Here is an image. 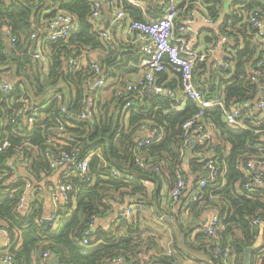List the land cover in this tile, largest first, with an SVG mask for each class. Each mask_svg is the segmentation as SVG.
Listing matches in <instances>:
<instances>
[{
	"label": "trees",
	"instance_id": "trees-1",
	"mask_svg": "<svg viewBox=\"0 0 264 264\" xmlns=\"http://www.w3.org/2000/svg\"><path fill=\"white\" fill-rule=\"evenodd\" d=\"M136 1L144 3V11L128 0H113V3L132 21L162 16L165 6L161 7L159 2L165 0ZM194 1L182 0L178 4L176 27L189 17L191 8L196 5ZM205 1L214 5L211 0ZM249 1L245 8L247 13L258 11L264 17V4ZM58 12L73 16L76 30L64 41L43 44L45 67L44 62L34 58L33 50L42 36L40 29H45ZM91 13L87 0H0V82L11 85L10 92L0 91V142L10 144L0 153V174L7 173L0 183V229L8 234L9 254L14 264H48L52 257L57 259V264H175L178 258L175 254L139 260L143 245L136 230L128 229L130 221L117 220L108 230L91 231V228L95 218L110 209L109 200L114 199L115 194L121 201L131 192L141 193L140 182L155 181L164 171L172 172L175 179L177 175L185 178L180 169L184 150L196 156L186 164L200 169L196 186L194 182L196 189L203 180L201 174L210 164L217 170L213 181L204 179L206 184L200 188L192 207L198 204L200 197L207 199L210 194L219 200L215 205L218 219L214 235H207L202 227L196 238L211 240L215 235L220 236V245L205 247L207 264H243L244 250L249 247L252 248L250 264H264V172L261 171V187L251 192L243 188L247 176L254 172L246 168L247 162L264 161V124H255L248 117L251 112L256 120L261 116L253 107L258 95L264 92V65L256 66L264 53L260 49L264 43L255 45L256 32L250 22L244 25L251 39L245 38L244 49L235 55V74L230 78L226 73V79L217 76L218 85L212 89L200 88L207 100H221L225 109L232 104L243 108L249 104L248 110L241 112L246 128L229 126L224 121L223 110L212 106L203 111L201 122L204 119L214 126L218 142L185 146L182 126L198 108L191 100H186L183 110L176 107L173 94L179 82L177 79L167 81L165 72L156 73L157 84L173 97L142 94L140 101L133 99L127 109L129 117L125 125L122 120L124 100L116 92L132 81L129 76L138 74L141 54L137 45L118 42L110 45L111 49L102 45L93 30ZM32 34L36 35L35 39H31ZM97 46L107 49L108 54L96 64L105 80L118 81V86L110 102L98 99L91 118L82 121L78 118L86 109L82 100L93 101L96 93L91 90L95 79L91 69L94 62L87 59L75 72L71 62L83 55V48ZM248 63H253L254 69L262 75L259 74L257 81H251L245 74ZM21 108H25V114H36V118L26 125L27 118L16 115ZM148 121L162 130L163 139L138 148L141 139L136 131ZM226 147H229L227 154ZM63 152H75L76 161L88 158V174L81 177L72 169L61 176V182L71 185L70 200L46 215L43 192L51 172L50 162ZM162 152L165 155L156 161H146L148 156L157 157ZM16 157L26 160L25 166L19 168L22 173L19 178L10 174L11 170L18 171ZM140 164L145 165L144 169ZM114 172L122 178L116 177ZM24 180L30 182L32 191L24 211L17 212ZM51 215L55 217L53 223L41 221ZM255 220L260 224H255ZM220 225L223 230L219 229ZM120 229L127 232L121 235ZM86 232L89 235L86 236ZM224 251H228L229 257L222 259L218 252Z\"/></svg>",
	"mask_w": 264,
	"mask_h": 264
},
{
	"label": "crops",
	"instance_id": "crops-1",
	"mask_svg": "<svg viewBox=\"0 0 264 264\" xmlns=\"http://www.w3.org/2000/svg\"><path fill=\"white\" fill-rule=\"evenodd\" d=\"M131 1L144 11V3L138 1L137 3L134 2L136 0ZM211 1L214 5L207 4L205 0L194 1L196 5L191 8L190 14L195 11L197 15H193V23L190 25L189 30L181 36L186 43L192 45L194 52L206 55L204 61L197 63L194 68V83L199 89L202 88L204 91L208 86L212 89L213 86L218 85L216 80L217 76L220 77L222 75V77L226 79V73L229 74L230 78L235 74L237 66L235 55L237 52L244 49L245 38L249 37V39H251V34L247 29L248 27L244 25L249 22V17L251 15V12L247 13L245 10L247 4L250 2L249 0ZM255 1L264 4V0ZM159 4H161L162 7L165 5V1L159 2ZM164 12L165 7L163 14ZM256 12L258 13V11ZM259 15L263 17L261 14ZM206 20H210L211 24H207ZM130 21L131 19L128 18V15L125 13L124 20L115 22L113 20V12L103 4L100 17L97 19L93 29L104 46L108 45L110 48V45L113 46L118 42L128 46H134L128 42V23ZM40 30V33L45 32V29ZM103 32L108 34L107 40L101 36ZM253 41L255 45L260 43V40L257 39L256 36H254ZM107 54V49L97 46L93 49L83 48V55L77 58L81 60L80 67H82L85 65L87 59L96 64L103 57H106ZM44 64V66L47 67L46 58ZM252 64L253 63H248L246 65L245 74L248 76H250L254 70ZM164 72L167 81H174L177 79L179 82L177 76L171 70L167 69ZM141 75V72H138V74L129 76L128 78H131L132 81L128 83L137 81ZM117 86L118 81L111 82L104 80V85L101 88L93 90L91 87V90L96 93L94 100L92 101L89 99V101L95 103L100 99L101 102H110L112 98L115 97ZM174 93V99L177 102L176 107L183 110L186 99L181 93L180 86ZM262 94L260 93L258 95V101ZM139 99V96L136 97V101ZM210 101L216 102L218 99H210ZM122 116V120L125 125H127L129 113L123 109ZM200 124L206 127L209 122L203 119L202 122L200 121ZM153 125V121H148L147 124L141 126L136 131V136L139 139L149 136L154 127ZM212 131L213 136L211 142L217 143L218 140L214 126ZM224 151L227 154L229 147H226ZM164 155L165 152L160 153L157 157L148 156L146 161L152 163L156 161L159 156L163 157ZM182 157L184 158V162L180 169L185 175L188 184L177 203L170 204L169 199V193L173 187L175 176L172 172L169 174L168 171H164V174H159V178L155 181H147L146 183L140 182L143 189L141 193L131 192L130 196H127L121 201H119L120 197L115 194L114 197L116 199L109 200L110 209L103 215L95 218L92 228H94V230H108L117 221L116 215H118L125 206L131 203L140 204L141 209L135 210L133 218L129 222L130 227L128 228H131L132 231L136 230V236L143 245L142 250L144 252L139 255V260L143 261L150 259V257L158 258L163 255L168 256L175 254L178 255L175 264H207L208 258L206 256L205 247L209 248L213 245L214 247L220 245V236L215 235L211 240H209V238H198V241L196 238L202 227H206L214 217L218 219L215 205L217 206L219 204V200L211 194L207 199H202L200 197L197 201L198 204L192 209L196 201V196H198L200 190V187L198 188L199 185L197 189L195 188L198 182L197 180H199L200 177V169L195 170L186 165L191 157L196 158L194 153H190V150H184ZM160 165L162 166L163 163H160ZM255 170L254 168L253 171ZM259 170L264 172V168ZM21 174V170H18L14 176L19 178ZM246 174L248 175L249 173L247 172ZM60 178L61 170H51L46 178L43 192L46 204V215H49L58 208L57 205L51 202L49 195L51 191L57 187ZM30 195L31 192L27 197ZM219 229L223 230V226L220 225ZM125 231L127 232V229ZM125 231L120 229L119 234L123 235ZM3 243H5V239L0 232V246ZM209 243L211 245H209ZM191 247H193L192 250H190Z\"/></svg>",
	"mask_w": 264,
	"mask_h": 264
},
{
	"label": "built area",
	"instance_id": "built-area-1",
	"mask_svg": "<svg viewBox=\"0 0 264 264\" xmlns=\"http://www.w3.org/2000/svg\"><path fill=\"white\" fill-rule=\"evenodd\" d=\"M92 8L90 21L94 25L96 24L97 19L100 17L102 5L105 4L109 10L113 12V20L115 22H120L125 19V13L123 10L118 9L117 6L113 3V0H87ZM131 4H134L131 0H128ZM165 12L164 14L156 19L147 18L144 21H130L128 23V42L133 45H137L140 54L141 60L139 63V72H141V77L135 81L126 83L122 88L118 89L116 95L124 100V110L130 107L133 99L142 95L144 92H152L155 95H161L164 97H173L170 91H167L162 86L157 84L156 73L164 72L167 69L171 70L179 80V86L181 93L186 100L193 101L198 111L194 114L187 122L184 123L182 129L184 131V145L187 146L190 143L203 144L207 141L212 140V128L213 125L209 123L206 127L200 124V121L203 116V111L212 106H218L223 110V118L226 124L231 127L245 129L246 124L241 117V112L244 109L250 107L249 104L245 105V108L238 105L232 104L227 109L224 108V105L221 101L212 102L207 100L204 97V94L194 83V68L195 65L199 62L204 61L206 55L201 53L197 54L194 52L191 44L186 43L181 36L189 30L190 25L194 21L193 15L197 12L193 11L189 17H187L182 23L176 27L174 24L175 19L177 18V6L182 0H165ZM137 3V1H134ZM249 22L252 28L256 32L257 39L260 40V43H264V18L261 17L256 11L252 12L249 17ZM207 24H211L210 20H206ZM76 19L67 13L58 12L56 15L49 21L48 25L45 28V32L41 33V37L36 41L35 47L33 50V56L41 62H45V58L42 55L43 44L45 42H53L59 40H66L71 32L76 30ZM94 30V29H93ZM101 36L107 40L108 34L103 32ZM36 35L32 34L31 39H35ZM13 41V39H12ZM264 52V47L260 48ZM80 59L75 58L71 62L72 71H78L80 68ZM264 65V53L262 57L257 62V67ZM166 67V68H165ZM91 69L94 73L95 79L92 83V89L96 90L101 88L104 85V76L101 73L100 67L97 64L92 63ZM259 71L253 70L252 74L249 76L251 81H257L259 76ZM261 75V74H260ZM0 91L10 92L11 85L6 81L0 82ZM174 98V97H173ZM82 103L85 105L86 109L79 115L80 120H89L92 114L95 112V103L89 101L85 98L82 100ZM254 112L261 113V116L256 120L252 112L250 113L249 120L255 124H264V93L261 95L259 101L253 107ZM25 108H21L16 113L18 118H27L26 125L33 119L36 118V114H25ZM64 112V108H62ZM163 132L158 127H153L150 132V135L142 138L137 147H145L151 144L160 143L163 139ZM10 147L9 142L2 141L0 142V153L5 152ZM17 163L15 167L18 166L22 168L26 164V160L22 157H16ZM88 162L89 159L86 158L82 161H76L75 152L67 153L63 152L55 156L50 162L51 170H61V176L64 177L71 172L72 169L78 172V175L81 177H86L88 174ZM248 169L256 170L246 179L243 188L245 191L251 192L257 187L263 185V173L259 170L264 168V161H254L250 160L246 165ZM140 167L144 169L145 165L140 164ZM17 169V168H16ZM209 171L208 177L213 181L217 175V170L215 167L210 164L208 166ZM206 170V171H207ZM11 175H15L14 170L10 171ZM116 177L122 178L119 173H113ZM7 173L0 174V183L6 177ZM130 180V178H127ZM205 180H200L199 186L202 188L205 186ZM146 183V181H142ZM187 180L181 176L177 175L174 185L169 193L170 204L177 203L182 193L187 187ZM21 196L18 200L16 211L23 212L25 203L27 200L28 194L32 191V185L28 180L23 181ZM72 188L68 183L59 181L57 187L51 191L50 199L51 202L55 205H64L67 204L69 199V194L71 193ZM140 204H128L124 208L122 214L116 215V220L130 221L133 218L134 212L136 209H140ZM54 215L44 217L41 221L44 222L45 219H48V223H53ZM217 223V218L214 217L210 223L204 227V232L212 236L215 232V225ZM255 224H260L258 220L254 221ZM5 243L0 246V264H14L12 256L9 254V239L8 234L4 229H0ZM89 235L86 232V236ZM84 243H87V239H84ZM222 259L228 258V251L218 252ZM44 257H47V254H44Z\"/></svg>",
	"mask_w": 264,
	"mask_h": 264
},
{
	"label": "water",
	"instance_id": "water-1",
	"mask_svg": "<svg viewBox=\"0 0 264 264\" xmlns=\"http://www.w3.org/2000/svg\"><path fill=\"white\" fill-rule=\"evenodd\" d=\"M143 94H146V95H152L153 93L152 92H144ZM256 168V166H255ZM208 173L209 171H205L201 174V178L202 179H206L208 177ZM124 212V209H122L119 214H122ZM48 219H45L44 220V223L45 224H48ZM91 231H94V228H91ZM252 251V248L249 247V248H245L244 250V261H243V264H250V253ZM49 264H57V259L55 257H52L50 260H49ZM118 264H121V263H118Z\"/></svg>",
	"mask_w": 264,
	"mask_h": 264
},
{
	"label": "bare ground",
	"instance_id": "bare-ground-1",
	"mask_svg": "<svg viewBox=\"0 0 264 264\" xmlns=\"http://www.w3.org/2000/svg\"><path fill=\"white\" fill-rule=\"evenodd\" d=\"M141 209V208H140Z\"/></svg>",
	"mask_w": 264,
	"mask_h": 264
}]
</instances>
